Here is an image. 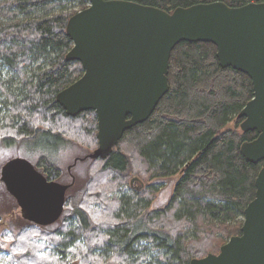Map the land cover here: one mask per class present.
<instances>
[{
  "label": "trees",
  "instance_id": "obj_1",
  "mask_svg": "<svg viewBox=\"0 0 264 264\" xmlns=\"http://www.w3.org/2000/svg\"><path fill=\"white\" fill-rule=\"evenodd\" d=\"M125 1L168 13L179 7L217 1L233 8L264 3V0ZM88 4V0H0V134L4 145L13 141L24 144L30 152L40 153L35 168L48 180L60 178L61 169L50 158L68 140L88 147L97 140L94 111L70 116L57 101L58 93L83 74L80 62L66 59L73 45L66 35V25L75 13L67 14L65 10L74 5L81 11ZM216 52L211 43H178L170 54L168 92L150 117L126 130L116 144L125 141L144 164L150 180L181 174L167 209L139 217L148 208L149 200L132 202L120 196L114 213L109 215L113 224L103 227L104 224H90L84 208L74 207L73 202L67 204L66 200L64 208L69 206V215L62 218L63 225L55 233L57 254L65 252L86 232H89L85 236L89 241L86 263L106 262L104 256L113 254L121 260L120 264H142L150 250H157L160 258H164L157 264H189L193 259L214 254L205 248L212 233H204L205 241L189 248L184 233L174 231V225L184 222L196 229L198 222L222 224L243 217L245 208L254 199L255 179L264 165V160L249 162L242 153V146L253 141L257 132L241 128V133L224 131L233 118L241 126L244 118L238 115L253 98V88L247 75L222 68ZM116 146L106 158L88 157L97 148L84 158L93 164L100 163L99 170L94 169L97 180L106 173L116 176L130 171L131 160ZM141 189L139 185L136 190ZM156 191L155 188L152 193ZM240 227L226 234L229 238L240 235ZM205 230L197 228L198 233ZM79 242L81 252L83 245ZM114 257L108 258L114 261Z\"/></svg>",
  "mask_w": 264,
  "mask_h": 264
},
{
  "label": "water",
  "instance_id": "obj_2",
  "mask_svg": "<svg viewBox=\"0 0 264 264\" xmlns=\"http://www.w3.org/2000/svg\"><path fill=\"white\" fill-rule=\"evenodd\" d=\"M88 2L66 25L73 44L66 59L80 62L83 74L58 93L57 101L70 116L96 113L98 146L89 158L109 156L126 130L150 117L169 90L173 48L203 42L216 46L222 68L251 80L253 98L238 116L244 118L241 130L258 135L242 153L251 163L264 160V3L233 8L217 1L168 13L125 0ZM0 181L25 221L47 227L62 216L70 184L48 180L27 159L7 161ZM240 232L218 254L189 264H264V165Z\"/></svg>",
  "mask_w": 264,
  "mask_h": 264
},
{
  "label": "rangeland",
  "instance_id": "obj_3",
  "mask_svg": "<svg viewBox=\"0 0 264 264\" xmlns=\"http://www.w3.org/2000/svg\"><path fill=\"white\" fill-rule=\"evenodd\" d=\"M65 11L67 14L77 13L79 7L69 5ZM227 130H236L241 133L239 125H236V118H233L224 128V131ZM2 136L0 134V173L1 167L7 161L17 157L27 159L34 166L37 165L40 153L36 151L30 152L24 144H17V142L13 141L8 145H4ZM81 143L72 139L68 140L58 152L51 156L50 160L56 167L61 169V176L55 181L61 184H70V188L66 193L67 204L73 202L75 204L74 207L81 205L86 211L88 218L92 221H89L90 224H104L102 225L103 227L113 224L109 215L114 213L117 206V198L120 196L128 197L132 202L138 199L149 200L148 208L142 210L139 217L145 218L147 214L167 209L173 196L174 188L181 178L180 173L169 178L150 180L144 164L124 141L119 143L116 148L123 151L131 160L130 171L116 176L106 173L104 178L97 180L96 176L98 174L94 173V169L98 171L100 163L93 164L89 159H84L97 148V140L92 147ZM139 185H142V189L136 190ZM155 188L157 191L152 193ZM88 197L92 198L88 199ZM102 199L105 200L100 202ZM68 208L69 206L66 205L62 217L55 224L47 227H37L22 218L15 200L6 192L4 185L0 181V264H97L93 262L86 263L89 241L85 240V236H88L89 232L83 233L82 238L80 237L79 241L83 245L81 252L79 251L78 244L80 242L78 240L75 244L68 246L65 252L62 251L61 253L59 251L60 255L54 250L56 249L54 243L57 241L55 233L63 225L62 218L69 215ZM242 224L243 217L222 224L211 222L201 224L198 222L196 229L192 225L181 222L179 226L174 225L173 230H179L178 232L182 231L184 233L185 245L187 247L190 245L189 248L204 242V233H212L210 241L213 243L208 241V245L205 248L209 252L218 254L220 248L216 246L222 243L224 245L229 240V235L226 233L234 232ZM157 225H159V222H157ZM197 228H205L206 230L203 233H198ZM94 242L91 245L92 248L95 246ZM104 257L108 260L98 264H120L121 260L115 258L113 254ZM108 257H114V261ZM160 257V252L150 250L147 260L142 264H157L159 259L161 261L164 259Z\"/></svg>",
  "mask_w": 264,
  "mask_h": 264
}]
</instances>
